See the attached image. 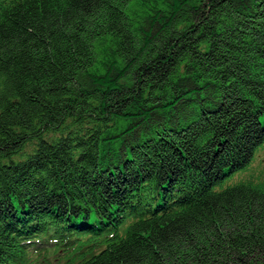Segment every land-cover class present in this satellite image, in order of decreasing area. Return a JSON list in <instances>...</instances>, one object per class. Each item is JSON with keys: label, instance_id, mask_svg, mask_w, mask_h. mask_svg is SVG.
<instances>
[{"label": "trees", "instance_id": "16d2710c", "mask_svg": "<svg viewBox=\"0 0 264 264\" xmlns=\"http://www.w3.org/2000/svg\"><path fill=\"white\" fill-rule=\"evenodd\" d=\"M263 141L264 0H0V264H264Z\"/></svg>", "mask_w": 264, "mask_h": 264}, {"label": "rangeland", "instance_id": "374dc122", "mask_svg": "<svg viewBox=\"0 0 264 264\" xmlns=\"http://www.w3.org/2000/svg\"><path fill=\"white\" fill-rule=\"evenodd\" d=\"M29 150L28 147H26V145H23L19 150L15 152V156L21 157L25 152H28ZM250 170L251 171L254 170V172L258 171L257 177L264 178V145L255 149L254 164H252L251 162ZM254 172H250L249 169H247L246 171L240 172L236 175L226 178L224 184H233L240 180L252 178ZM148 177H153V176L149 175Z\"/></svg>", "mask_w": 264, "mask_h": 264}, {"label": "bare ground", "instance_id": "6f19581e", "mask_svg": "<svg viewBox=\"0 0 264 264\" xmlns=\"http://www.w3.org/2000/svg\"><path fill=\"white\" fill-rule=\"evenodd\" d=\"M255 146H256V145H255ZM187 176H188V175H187ZM187 176H186V177H187ZM189 176H190V175H189ZM178 178H179V177H178ZM193 178H194V177H193ZM179 179H180V178H179ZM184 179H185V178H184ZM176 181H177V180H176ZM178 181H179V180H178ZM192 182H193V181H192ZM163 183H164V182H163ZM157 186H158V185H157ZM212 192H213V191H212ZM212 192H211V193H212ZM179 193H180V192H179ZM214 193H215V192H214ZM212 194H213V193H212Z\"/></svg>", "mask_w": 264, "mask_h": 264}]
</instances>
